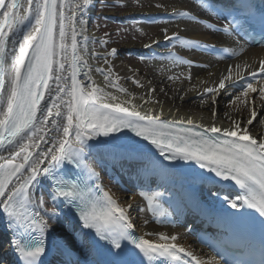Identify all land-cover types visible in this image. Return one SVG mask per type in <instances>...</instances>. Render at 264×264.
I'll list each match as a JSON object with an SVG mask.
<instances>
[{
  "label": "snow or ice",
  "instance_id": "6c2138e0",
  "mask_svg": "<svg viewBox=\"0 0 264 264\" xmlns=\"http://www.w3.org/2000/svg\"><path fill=\"white\" fill-rule=\"evenodd\" d=\"M98 2L105 8L126 6ZM96 3L0 0V209L8 227L21 236L12 240L20 264H46L53 251L59 257L57 264H264V58L230 64L202 92L193 85L177 95L186 103L199 100L207 105L212 114L209 123L202 122L204 117L176 115L180 108L169 107L165 115L164 102L153 95L157 89L152 81L141 79L140 68L130 67L131 76L116 73L113 79L110 58H118L120 49L110 47L116 43L112 33L97 38L87 28L88 13ZM136 3L143 7L140 0ZM191 4L195 11L192 7L179 11L169 0H157L151 6L160 15L150 23L171 25L186 18L205 26L206 34L218 43L234 45L219 49L226 54L221 60L246 54L249 44L264 45V8L258 9L253 0H191ZM248 29H259L261 39L246 38ZM137 31L148 36L142 28ZM160 34L166 54L154 52L161 40L149 37L140 59L163 64L153 69V74L163 75L161 82H191L190 70L210 67L212 61L205 57L218 51L216 44L179 31L170 33L167 26ZM97 44L101 52L95 51ZM101 61L106 67L98 66ZM181 67L188 70L186 75L172 72ZM93 73L103 77L104 87ZM121 79L146 89L139 96L142 103L135 102L137 96L119 83ZM160 91L167 95L165 89ZM193 91L198 94L190 96ZM222 98L227 110L218 114ZM142 157L157 175L158 187L181 169L201 183L216 178L233 181L241 191L234 198L223 197L236 210H225V219L234 227L258 230V245L254 236H241L233 241L239 255L220 247L214 254L197 253L180 243L178 234L137 235L140 222L131 214L133 205L105 190L98 169H104L106 162ZM42 180L47 182L51 207L45 192H37ZM140 195L155 217L164 192ZM157 222L162 221L157 217ZM142 223L147 226L150 221ZM54 224L60 225L59 235Z\"/></svg>",
  "mask_w": 264,
  "mask_h": 264
},
{
  "label": "bare ground",
  "instance_id": "6f19581e",
  "mask_svg": "<svg viewBox=\"0 0 264 264\" xmlns=\"http://www.w3.org/2000/svg\"><path fill=\"white\" fill-rule=\"evenodd\" d=\"M154 2H157V0H153ZM170 4L179 9V8H187V6H190L189 4H187L186 2H183L182 0H169ZM171 11V8L169 9ZM93 11L94 9L90 10L87 16L88 19V24H87V28H88V32L96 37V34H98V32H92V30H89L90 26H91V18L93 16ZM114 14L112 13L111 16H113ZM160 13L157 9H155L154 7H150L147 8L146 10H129L126 11L125 13H123V17L125 18H129V17H156L159 16ZM159 25H144V30H146V32H148V34H154L156 33L157 35L159 34V36H157L156 38H159L161 40V44H163V38L161 36L160 33L157 32V27ZM162 26H167L170 28V33L171 31H179L181 35H189L190 37L193 38H197V39H208L210 35H207L200 26L196 25V24H192V23H188V22H184V21H178L175 23H172L171 25H162ZM189 27L190 31L188 33H186L185 27ZM148 43V42H146ZM115 47H118L120 49V53L125 52V51H132V52H140V51H147L146 49H144L142 47V44H137L135 42H129L123 45H114ZM264 56V50L258 49V50H254V51H250L248 54H246L245 56L232 61V62H228V63H218V62H213L210 58L205 57L207 59H210L212 61V67L211 69H192L191 73L193 74L194 79L189 82L186 79H182L179 81H168L166 79L163 80V82H161V80L163 79V75L159 72L156 71L155 74H153V69L155 68H159L162 67L163 64L159 63V62H153L152 64H154L155 66H153L149 71H145L143 69L142 70V75H141V79L144 81H152L151 86L155 87L157 89V92L154 93V96H157L161 101L164 102V110H165V115H169L168 109L169 107L173 108V111L175 110V108H180V112L179 113H175L178 116L184 115H191L193 117V119L199 120L200 117H204V120L202 121L203 123H209L212 119V114L207 111V105H201L199 100H195L192 103H186L184 101H181L180 99H177V95L181 94L184 90H187L189 88H191L193 85H197L199 87V91L202 92L203 87H207L210 86L211 82L216 80L218 77H220L222 74L225 73V69L228 65L230 64H235V63H240L241 60H249L250 62H258L259 59L263 58ZM200 57H203V55H200ZM110 60H112V64L114 65L113 67V79H115V75L116 73H118L121 77L124 76H131L132 73L129 71L130 67H137L135 65H131L123 60H121L118 56V58H110ZM90 64H92L93 67L97 66V61L96 60H90L89 61ZM100 67H106L103 62H99ZM186 70L185 68L181 67V68H177V69H173L172 72L177 73V74H181L186 75ZM208 73H212V76H208ZM167 74H172V73H167ZM248 74L247 72L244 73V75ZM93 78L96 80V82L101 86L104 87V81H103V77L100 76L97 73H93ZM207 80L208 83L207 84H203L200 82H203ZM124 81H129L130 80H124L121 79L119 80V83L124 86L129 88L130 91H132L136 96H137V100L135 101L136 103H142V101L139 100V96L142 94H145L146 89H141L138 86H135L134 84L131 83H126ZM259 87V85H257ZM164 88L167 92V95L165 94H161L160 93V89ZM108 91H113L115 93V89L114 88H108L106 89ZM198 94L197 91H193L190 93V96H196ZM121 98L124 99L123 94H120ZM188 97H185V100H187ZM225 99L226 98H222L219 102H218V109L217 112L218 114H223L227 109L225 106ZM258 104V101H257ZM151 106V105H149ZM259 118V117H258ZM259 127V126H258ZM99 170V169H98ZM111 170H113V168H111ZM176 176L178 178H181V173L177 172L173 175L174 178H176ZM102 183L104 185L105 190H109L111 191L115 197H117L120 202H127V203H131L133 205V208L131 210V214L133 217H136L138 219V221L140 222V228L137 230V233L139 235H141L143 232H151V231H158V232H164V233H168V234H178L180 237L179 242L184 244L186 247H190L191 249H194L197 253H208L205 249H203L202 247H200L199 245H196L193 243L192 238L185 232L184 229L182 228H164V229H158V228H154L150 223L147 226L143 225V221L145 219H148V215L146 213V211H140V209H145V199L144 197H142L140 195V192L135 191L132 194H127V193H123V192H119V191H115L111 188V186H109L107 184V182L105 181L104 178H102ZM41 185H46V182L44 180L41 181ZM202 197H204L202 195ZM0 229L4 228V221L2 219V215H1V211H0ZM6 228V227H5ZM5 231V229H4ZM6 232V231H5ZM1 233V231H0ZM8 235V234H7ZM150 239L155 240L156 237H150ZM51 240V237H50ZM2 250L1 254H7L9 257L13 255L14 252L10 253L9 251H4ZM53 258L56 260L57 259V254L53 253Z\"/></svg>",
  "mask_w": 264,
  "mask_h": 264
},
{
  "label": "rangeland",
  "instance_id": "374dc122",
  "mask_svg": "<svg viewBox=\"0 0 264 264\" xmlns=\"http://www.w3.org/2000/svg\"><path fill=\"white\" fill-rule=\"evenodd\" d=\"M108 3L116 4V5H126V6L105 8V7H102L97 0L96 6L93 11V16L91 18V21H92L91 26L89 28L94 33L98 32V34H96L97 38H102L105 32L112 33V39L116 41L115 44L123 45L129 42H135L137 44H144L146 42H149V37L156 38L157 36H159V34L157 35L156 33L148 34V36H144L142 33L137 31L138 29L142 28L143 31L146 32V30H144L145 29L144 25H139L133 22L135 21L134 19H136V17L125 18L122 16L123 13L131 9L132 10H146L147 8L152 7L151 5L155 3L153 0H140V3L143 4V7L137 6L136 0H108ZM112 13L114 14L113 16H111ZM103 16H108L109 19L104 20L102 18ZM162 27H165V26L157 27L156 30L158 33H160V29ZM123 29H128V31L124 32ZM117 31H120L119 35L116 34ZM115 44L110 45V47L114 46ZM95 51L97 52L102 51V49L100 48L98 44L95 46ZM119 58L131 64L132 66L133 65L138 66L139 68L145 71H149L153 66H155L154 64H152L153 62L142 61L140 57L135 52H132V51H125V52L120 53ZM124 82L133 84L132 82H129V81H124ZM160 93L162 95L164 94V92H161V91ZM39 187H37L38 193H39ZM112 188H114L113 190H115L116 192L119 191L113 185H112ZM45 196H46V199L49 200L48 206L51 207L50 197H48L47 195ZM54 227L56 228V235H59L60 225L54 224Z\"/></svg>",
  "mask_w": 264,
  "mask_h": 264
}]
</instances>
